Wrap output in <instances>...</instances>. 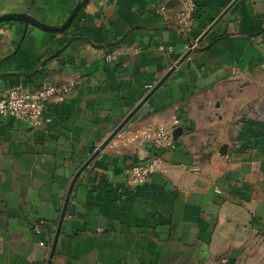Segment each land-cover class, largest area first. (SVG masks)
<instances>
[{
  "label": "crops",
  "instance_id": "crops-1",
  "mask_svg": "<svg viewBox=\"0 0 264 264\" xmlns=\"http://www.w3.org/2000/svg\"><path fill=\"white\" fill-rule=\"evenodd\" d=\"M78 1L0 0V16L60 27ZM234 1L195 0L188 31L180 0H86L62 32L0 23V99L73 83L38 128L0 117V264H48L74 175L172 67L123 130L165 124L174 149L109 142L73 186L50 264H264V0H237L200 40Z\"/></svg>",
  "mask_w": 264,
  "mask_h": 264
},
{
  "label": "built area",
  "instance_id": "built-area-1",
  "mask_svg": "<svg viewBox=\"0 0 264 264\" xmlns=\"http://www.w3.org/2000/svg\"><path fill=\"white\" fill-rule=\"evenodd\" d=\"M180 2L182 12L177 21L179 31H188L193 23L196 3L195 0H180ZM196 46L197 44L193 43L188 46V50H192ZM166 49L170 50V48H160L162 51ZM72 89L73 83L59 85L44 82L32 91H25L21 88L9 90L0 99V117L23 122L31 128H38L43 122L50 121L44 117L47 103L54 98L68 95ZM115 139L125 145H136L141 148L148 146L150 150H172L175 147L171 130L165 124H156L135 130L122 129ZM158 164L159 159L155 156L132 166L128 171L127 185L132 189L143 185L156 172Z\"/></svg>",
  "mask_w": 264,
  "mask_h": 264
},
{
  "label": "water",
  "instance_id": "water-1",
  "mask_svg": "<svg viewBox=\"0 0 264 264\" xmlns=\"http://www.w3.org/2000/svg\"><path fill=\"white\" fill-rule=\"evenodd\" d=\"M236 1L237 0H235L229 7H227L224 10L223 13H221V15L211 24V26L204 33V35L201 37L200 40H202L204 38V36L222 19V17L229 11L231 6ZM85 2H86V0H79L77 2V4L75 5L73 11L71 12L69 17L67 18V20L60 27L46 25V24L41 23L38 20L30 17L29 15L22 14V13H10V14L1 15L0 16V23L18 20V21L23 22L25 25L30 24V25L38 27V28H40L42 30H45V31L62 32V31L66 30V29H68L70 27V25L72 24V22L74 21V19L78 15L79 11L81 10V8L83 7ZM188 54H189V52L187 54H185L184 57H182V59L180 61H178L175 66H178L188 56ZM173 70H174V67H172V69L157 83V85H155L153 87V89L140 101V103L123 119V121L114 129V131L99 146V148L94 151V153L89 157V159L80 167V169L74 175V177H73V179H72V181L70 183V186L68 188V191H67V194H66V198H65V201H64V204H63V207H62L59 223H58V226H57V230H56L55 237H54V240H53V243H52V246H51V250H50V254H49L48 264H50V261L52 259V256H53V253H54V250H55V245H56V242H57V239H58V235H59L60 228H61V225H62V222H63V218H64V215H65V212H66V208H67V204H68V201H69V197H70L71 191H72L73 186H74L75 182L77 181L79 175L91 163V161L99 154V152L102 151L108 145V143L111 142L115 138V136L127 125V123L131 120V118L145 104V102L152 96V94L162 85V83L169 77V75L173 72ZM220 153L224 154L225 153L224 149H222L220 151Z\"/></svg>",
  "mask_w": 264,
  "mask_h": 264
}]
</instances>
